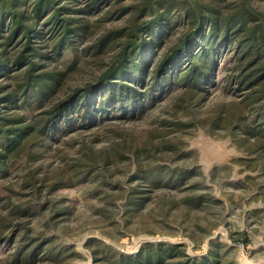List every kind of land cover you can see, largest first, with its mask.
Returning a JSON list of instances; mask_svg holds the SVG:
<instances>
[{
	"label": "rangeland",
	"instance_id": "rangeland-1",
	"mask_svg": "<svg viewBox=\"0 0 264 264\" xmlns=\"http://www.w3.org/2000/svg\"><path fill=\"white\" fill-rule=\"evenodd\" d=\"M0 264H264V0H0Z\"/></svg>",
	"mask_w": 264,
	"mask_h": 264
},
{
	"label": "trees",
	"instance_id": "trees-1",
	"mask_svg": "<svg viewBox=\"0 0 264 264\" xmlns=\"http://www.w3.org/2000/svg\"><path fill=\"white\" fill-rule=\"evenodd\" d=\"M136 56L138 57V60L142 59V57H143V55L141 54V51H138L137 54H136ZM194 77H195V79H198L197 77H199V75L198 76L195 75ZM116 91H117L116 94L113 93L112 94V97H118V98L119 97H123V96L125 97V95H128L129 93H131V94H137L136 89H134L133 87H129V86H122V87H120V89H118Z\"/></svg>",
	"mask_w": 264,
	"mask_h": 264
}]
</instances>
